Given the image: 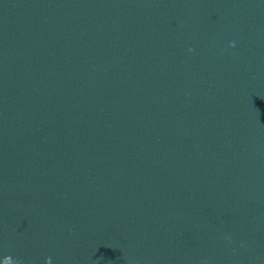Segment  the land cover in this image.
I'll use <instances>...</instances> for the list:
<instances>
[{
  "label": "water",
  "instance_id": "1",
  "mask_svg": "<svg viewBox=\"0 0 264 264\" xmlns=\"http://www.w3.org/2000/svg\"><path fill=\"white\" fill-rule=\"evenodd\" d=\"M0 264H264V90L147 120L2 189Z\"/></svg>",
  "mask_w": 264,
  "mask_h": 264
}]
</instances>
